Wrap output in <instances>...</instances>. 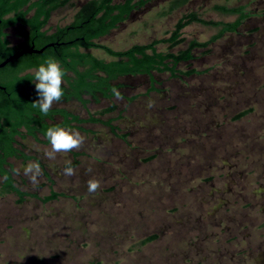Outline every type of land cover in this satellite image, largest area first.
Segmentation results:
<instances>
[{
	"label": "rangeland",
	"instance_id": "1",
	"mask_svg": "<svg viewBox=\"0 0 264 264\" xmlns=\"http://www.w3.org/2000/svg\"><path fill=\"white\" fill-rule=\"evenodd\" d=\"M88 1L56 10L44 29L51 34L70 24ZM172 1L148 2L96 42L121 51L167 39L191 12L236 19L216 6H242L249 17L176 67L200 74L154 73V84L148 76L121 77L113 84L122 99L54 102L51 109L81 118L116 107L98 117L114 119L117 136L100 124L82 125L85 141L71 151L79 154L74 175L64 174L71 152L49 159L50 144L17 138L16 147L34 159H8L16 186L38 198L64 196L17 203L13 194L0 195V264H264V0H189L166 14ZM27 32L21 25L4 31L10 46ZM217 33L191 24L177 46L156 48L177 53ZM81 51L112 60L102 50ZM31 162L41 169L36 183L24 172ZM91 179L100 183L95 192L88 191Z\"/></svg>",
	"mask_w": 264,
	"mask_h": 264
},
{
	"label": "trees",
	"instance_id": "2",
	"mask_svg": "<svg viewBox=\"0 0 264 264\" xmlns=\"http://www.w3.org/2000/svg\"><path fill=\"white\" fill-rule=\"evenodd\" d=\"M71 1L0 0V63L31 46L34 50L44 48L41 54H24L0 68V177L3 179L0 195L13 194L17 197V203H23L26 198L48 203L64 196L62 193L50 191L48 196L38 198L35 194L22 192L16 186L13 177L15 172L7 160L34 159L16 147L17 138L30 137L49 145L45 136L49 127H71L86 133L82 127L85 124L106 126L117 136V129L112 125L114 119L101 120L98 117L113 112L116 109L113 104L96 114H88L87 118H81L65 109H50L45 116L38 108H33L32 103L39 99V95L35 89L34 73L29 71L36 70L48 57H54L65 72V85H62L64 95L59 102L76 101L85 106L89 101L84 99L85 97L96 102L99 98L111 100L115 97L112 88L120 89V86L114 85L113 82L121 77L148 76L154 84V73L169 74L171 77L200 74L201 72L196 70L181 72L176 67L192 60L194 50L207 48L225 34L237 32L249 17V13H246L242 6L214 7L219 13L236 16V19L229 23L204 20L197 13H187L177 20L169 38L116 51L96 41L107 36L119 24L125 22L132 12L152 0H124L121 3H116V0H90L78 9L70 24L56 28L53 33L48 34L44 28L52 13L69 5ZM188 2L189 0H173L165 13L170 14ZM191 24L218 28V33L205 43L192 40L186 49L177 53L157 51L159 44L166 43L169 48L177 46L182 41L183 30ZM17 25L26 27L28 32L19 45L10 46L4 31ZM81 50H102L112 60L107 62ZM152 90L153 87L150 88V91ZM246 114V111L241 112L238 117ZM57 118L60 119L59 122L56 121ZM39 136L45 140L40 141ZM71 155L73 163L69 167L76 165L75 159L79 157L78 153L71 152ZM150 240L144 239L140 244L144 245Z\"/></svg>",
	"mask_w": 264,
	"mask_h": 264
},
{
	"label": "clouds",
	"instance_id": "3",
	"mask_svg": "<svg viewBox=\"0 0 264 264\" xmlns=\"http://www.w3.org/2000/svg\"><path fill=\"white\" fill-rule=\"evenodd\" d=\"M65 76L59 61L54 57H48L44 63L34 70L35 89L39 99L32 103L33 108H38L43 115H47L54 102H59L63 95L62 83ZM112 92L117 100L122 99L121 93L115 88ZM46 139L50 143V151L45 155L49 159H55L57 153H68L72 150H78L85 141V137L77 130L71 127L53 126L49 127L45 133ZM70 163V162H69ZM24 172L29 175L31 182L36 183L37 177L41 173L38 163H29ZM67 176L74 175V169L67 167L64 169ZM100 187L99 181L91 179L88 181V191L95 192Z\"/></svg>",
	"mask_w": 264,
	"mask_h": 264
},
{
	"label": "water",
	"instance_id": "4",
	"mask_svg": "<svg viewBox=\"0 0 264 264\" xmlns=\"http://www.w3.org/2000/svg\"><path fill=\"white\" fill-rule=\"evenodd\" d=\"M44 48L41 50H34L33 46H31L30 48H26L21 50L20 52H18L17 54H14L10 57H8L7 59H5L3 62L0 63V68L4 67L7 63H9L11 60L13 59H17L19 57H21L24 54H41L43 52Z\"/></svg>",
	"mask_w": 264,
	"mask_h": 264
},
{
	"label": "flooded vegetation",
	"instance_id": "5",
	"mask_svg": "<svg viewBox=\"0 0 264 264\" xmlns=\"http://www.w3.org/2000/svg\"><path fill=\"white\" fill-rule=\"evenodd\" d=\"M8 161V160H7Z\"/></svg>",
	"mask_w": 264,
	"mask_h": 264
}]
</instances>
